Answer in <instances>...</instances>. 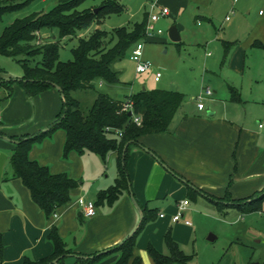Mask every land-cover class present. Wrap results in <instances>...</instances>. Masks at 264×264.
<instances>
[{"label": "crops", "instance_id": "obj_1", "mask_svg": "<svg viewBox=\"0 0 264 264\" xmlns=\"http://www.w3.org/2000/svg\"><path fill=\"white\" fill-rule=\"evenodd\" d=\"M213 1L232 6L240 0H180L176 9L178 14L189 10L196 15L194 20L199 25L200 20L209 21L205 15L209 13L207 5ZM250 2L243 0L242 4ZM168 12L166 17L171 15ZM98 28L99 25H96ZM39 35L42 40L50 36L54 39L56 31L45 30ZM160 35L161 32H154L153 36L143 41H153ZM231 54L230 50L227 57ZM17 88L13 91L14 97L8 99L0 111V130L4 134V138H0V154L6 157L0 173V239L3 247L0 264H24L26 259L39 261L50 257L53 246L47 236L53 226L70 253L61 264H74L76 257L105 254L136 231L146 210H156V216L137 237L133 254L139 257L142 249L147 252L148 244L161 253V240L149 241L143 233L144 229L152 223L151 226L157 228L156 232L161 229L164 238L165 230L174 229L170 217L176 212V205L180 201L199 196L212 203L227 205L264 189V125L251 128L246 119L247 113L258 106L250 104L258 103L239 97L240 101L236 103L229 100L235 104L232 107L234 116L215 117V112L209 108L204 112L205 106L202 110L196 107V111L188 113L180 110L181 105L165 133L140 137L139 145L132 146L127 159L131 193L124 191L111 205L107 202L97 204L96 213L91 218L82 215L77 200L82 198L95 203L100 191L114 185L118 176L116 154L109 155L105 163L92 153L78 155L71 152L63 160L62 148L66 138L63 131H55L35 142L29 152L31 160L47 166L52 174L66 173L79 183L71 192L70 201L57 210V217L46 219L31 201L27 189L13 178L9 162L13 141L5 137L32 135L45 130L60 112L61 96L56 89H49L31 99V104H34L32 108L28 96ZM212 96L213 93L203 98L211 101ZM241 108L242 119L236 113ZM30 119L34 123L31 127ZM106 168L109 169L107 175L104 171ZM189 187L202 194L189 197ZM227 192L229 198L225 200ZM207 197H212L213 201ZM161 213L165 215L163 218H159ZM257 213L263 214L264 211ZM172 239L178 241L174 232ZM118 257V253L111 254L97 264H114ZM151 263L152 259L147 264ZM247 264L257 263L249 261Z\"/></svg>", "mask_w": 264, "mask_h": 264}, {"label": "trees", "instance_id": "obj_2", "mask_svg": "<svg viewBox=\"0 0 264 264\" xmlns=\"http://www.w3.org/2000/svg\"><path fill=\"white\" fill-rule=\"evenodd\" d=\"M30 1L0 0V23L6 15L21 10ZM85 1L56 0L49 11L15 18L0 32V56L13 59L22 70L17 80L5 81L0 77V89L6 93L5 97H0V105L11 96L13 85L21 88L29 98L56 88L61 96L60 112L45 130L32 135L5 137L13 141L9 159L13 178L27 189L31 201L46 219L53 217L58 209L70 201V194L79 183L66 173L52 174L47 166L31 160L29 152L36 141L62 130L66 136L62 152L64 159L71 152L78 155L92 153L105 163L109 155L116 154L117 179L112 187L97 194L94 203V206L103 202L111 205L124 191L130 192L127 159L132 146H138V139L142 136L165 133L184 101L182 93L163 89L141 90L125 100H113L99 93L87 110L82 109L75 94L93 90L92 82L95 79L108 84L118 83L119 74L113 65L122 60L136 43L145 39L148 21V15L145 14L144 19L134 23L130 29L115 28L107 34L98 28L87 37H78L81 31L87 30L92 24L100 25L106 17L123 11L116 0H102L99 8L90 6L82 9ZM45 30L56 31L55 38L50 36L40 40L39 33ZM73 38H78L77 46L72 49L73 58L61 62L58 55L60 43ZM222 45L223 60H226L232 44L225 42ZM229 93L231 102L240 101L235 90L230 89ZM127 102L132 105L130 115L123 111ZM133 117L140 118L139 125L133 122ZM0 138H4L1 130ZM197 193L202 194L189 187V197ZM207 198L213 201L212 197ZM228 198L227 192L225 200ZM215 204L220 210L227 206L238 209L241 214L264 211V189L227 205L220 202ZM155 216L156 210L143 211L138 228L125 241L105 254L76 257L74 264H97L103 257L115 253L119 257L114 264H141L140 258L133 254L135 242L145 225L153 221ZM47 239L53 246L52 255L39 261L26 259L24 264H61L70 254L58 236L56 227H51ZM164 244L167 255L159 253L151 244L147 245V253L153 264H190L191 257L179 249L170 230L164 236ZM2 248L0 239V263Z\"/></svg>", "mask_w": 264, "mask_h": 264}, {"label": "rangeland", "instance_id": "obj_3", "mask_svg": "<svg viewBox=\"0 0 264 264\" xmlns=\"http://www.w3.org/2000/svg\"><path fill=\"white\" fill-rule=\"evenodd\" d=\"M116 1L123 7V11L106 17L99 25V29L107 34L115 28L130 29L134 23L141 22L145 14L157 16L163 8L169 10L171 15L160 16L156 23L150 24L153 31H160L161 35L153 41L147 39L142 43L141 59L150 63L151 69L145 73H137L136 63L130 59L131 49H129L125 57L113 65V69L119 74L118 83L108 84L95 79L92 82L93 90L75 94L81 102L82 109L87 110L99 93L113 100H124L142 89H163L182 93L184 101L180 110L191 113L196 111L203 90L208 88L213 96L210 98L211 101H208L209 98H203L204 112L206 113L209 108L210 111L215 112V117L234 116L232 107H235V104L229 102V90L233 89L239 97L258 103L250 104L258 106L253 111L248 110L247 113L246 119L250 122L251 128H257L258 124L264 125L263 0H251L246 5L240 0L232 6L213 1L207 5L209 13L205 16H208L209 21L200 20L199 25L194 20L196 15L189 10L178 14L176 6L180 0ZM55 2L56 0L45 2L31 0L21 10L3 18L0 32L15 18H23L34 12H47ZM101 3L102 0H87L81 7L82 9L90 6L99 8ZM226 17L229 20H226ZM171 26H176L182 44L169 40L168 29ZM95 29L96 25L92 24L87 30L80 32V37L89 36ZM225 42L232 44V54L223 60L222 43ZM77 44L78 38L62 41L58 50L59 60L61 62L72 60V49ZM155 72L161 74L159 82L153 79ZM21 75L22 70L13 59L0 56L2 79L17 80ZM17 87L13 85V91ZM5 96V91L0 89V97ZM13 97L12 92L8 99ZM8 99L1 103L0 111L5 107ZM31 99L29 98V103L33 108ZM236 113H239L240 119L243 118L242 108ZM33 124V119H30V127ZM61 157L64 160L63 156ZM104 171L105 175L109 173L107 168ZM187 201L189 206L185 211V219L191 223V227H185L182 222L170 221V224L174 226V229H171L172 237L174 232L179 249L184 255L191 257L190 264H247L249 261L264 264V213L242 215L236 208L220 210L215 203L199 196ZM151 225L152 223H149L143 233L151 242L160 239L163 245L161 253L167 255L161 229L156 232L157 228ZM209 236L215 239L210 241ZM139 254L141 264L150 262L151 259L148 258L145 249Z\"/></svg>", "mask_w": 264, "mask_h": 264}, {"label": "built area", "instance_id": "obj_4", "mask_svg": "<svg viewBox=\"0 0 264 264\" xmlns=\"http://www.w3.org/2000/svg\"><path fill=\"white\" fill-rule=\"evenodd\" d=\"M169 14L168 10L163 8L159 15H149L148 16V21L146 24V28H145V38L151 37L153 36V29L151 28L150 24H153L155 22L158 21L160 16H167ZM226 20H229L228 17H226ZM157 34H160V31H156ZM143 40L139 41L138 43L135 44V46L132 48L131 52H130V59L132 61H134L136 63V72L137 73H145L147 71H149L151 69V65L148 62H144L141 57H142V49H143ZM161 78V74L158 72L154 73V81L158 82ZM212 95V92L206 88L203 90L202 92V96L201 98H199L200 102L197 103V108L199 110H202L204 108V104L202 102L203 97H210ZM123 111L125 112H129L130 114L132 113V105L131 103L127 102L126 104H124L123 106ZM140 118L139 117H133V122L137 125L140 124ZM261 127V126H260ZM108 130V129H107ZM118 136H121V133L118 134ZM188 201L187 200H183L180 201L177 205H176V212L170 217V221L172 223H180L182 222L185 226H191V223L189 221H187L186 219H184V212L188 206ZM77 206L80 209V212L82 213V215L85 218H91L95 215L96 211H95V206L94 203L92 201H86L82 198H79L77 200ZM260 213V212H259ZM165 215L163 213H161L159 215V218H163ZM54 218L57 217L56 214L53 215Z\"/></svg>", "mask_w": 264, "mask_h": 264}, {"label": "water", "instance_id": "obj_5", "mask_svg": "<svg viewBox=\"0 0 264 264\" xmlns=\"http://www.w3.org/2000/svg\"><path fill=\"white\" fill-rule=\"evenodd\" d=\"M98 9L95 10V12H97ZM168 37H169V40L173 43H179L180 42V35H179V32L176 28V26H171L169 29H168ZM56 90L58 91V89L56 88ZM144 90V89H142ZM130 115V113H129ZM146 152H149L148 150L144 149ZM150 153V152H149ZM151 154V153H150ZM154 156V155H153ZM5 155L4 154H0V173H2V170H3V165H4V162H5ZM128 189L131 193V189H130V185H128ZM132 196V194H131ZM142 219V217H141ZM215 239V237L213 236H209L208 237V240L210 241H213Z\"/></svg>", "mask_w": 264, "mask_h": 264}]
</instances>
